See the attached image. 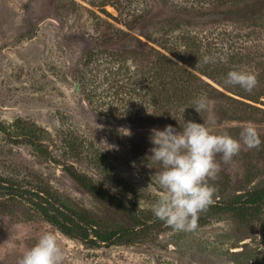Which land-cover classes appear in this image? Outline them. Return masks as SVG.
Segmentation results:
<instances>
[{"label":"rangeland","instance_id":"374dc122","mask_svg":"<svg viewBox=\"0 0 264 264\" xmlns=\"http://www.w3.org/2000/svg\"><path fill=\"white\" fill-rule=\"evenodd\" d=\"M169 16L157 0H0V264H17L46 231L60 239L64 264H264V197L242 217L218 207L264 189V114L229 119L211 101L202 123L212 131L252 124L260 147L221 163L209 180L214 203L195 231L175 232L151 211L162 169L149 137L164 127L124 122L123 111L148 107L119 86L134 87L146 69L138 40L169 54L158 42L173 47L183 31ZM41 205L89 235L63 233Z\"/></svg>","mask_w":264,"mask_h":264},{"label":"trees","instance_id":"16d2710c","mask_svg":"<svg viewBox=\"0 0 264 264\" xmlns=\"http://www.w3.org/2000/svg\"><path fill=\"white\" fill-rule=\"evenodd\" d=\"M157 1L164 7L165 12L170 14L167 23H173L174 27L183 29L180 35L174 37L173 47L167 46L168 42H158L179 61L138 40L141 49L135 53V58L146 62L142 63L146 69L141 71L134 87H131L129 82H123L119 87L126 88L125 93L140 95L148 110L143 115L125 110L121 119L129 123L146 121L158 127L171 124L180 130L184 121L202 123L207 116L209 109L199 114L191 106L193 100L201 95H206L209 102L214 101V110L229 119H258L256 112L264 114L263 107L242 99L264 105V0ZM196 26L200 28V33L199 30L192 32L191 29ZM122 52L132 51L123 49ZM205 58H208L209 62L205 63ZM231 70L255 73L258 79L257 87L249 93L239 86L226 85L224 81ZM220 131H227L234 137H238L240 132L237 127L214 132ZM258 133L261 138L263 134L259 131ZM251 156L252 149L242 150L234 158ZM219 159L217 157L218 161ZM8 189L13 193L11 188ZM41 193V190H33L31 195L38 198ZM260 197H264V189L260 190L255 199L250 198L239 204L226 202L218 204V207L235 211L242 217ZM40 208L42 209H39L38 213L63 233L81 236L82 239L89 235V228L75 230L68 218H59L57 212L42 205ZM115 233L122 234L120 231L112 232ZM100 238L104 241L110 239L109 236Z\"/></svg>","mask_w":264,"mask_h":264},{"label":"clouds","instance_id":"9594fccd","mask_svg":"<svg viewBox=\"0 0 264 264\" xmlns=\"http://www.w3.org/2000/svg\"><path fill=\"white\" fill-rule=\"evenodd\" d=\"M224 83L251 93L258 79L253 72L231 70ZM209 104L207 96L201 95L191 106L201 114L209 109ZM123 134L131 133L126 129ZM149 139L153 145L149 157L162 169L157 177L162 194L152 204L151 211L175 232H193L198 228L200 214L214 203L215 188L209 180L217 179L221 162L231 164L242 150L258 149L262 143L252 124L243 126L238 137H234L227 131L214 132L204 122L192 120L184 121L180 130L171 124L163 130L153 128ZM64 261L60 239L54 232L46 231L22 253L17 264H64Z\"/></svg>","mask_w":264,"mask_h":264}]
</instances>
